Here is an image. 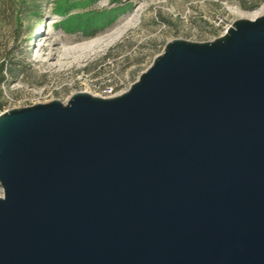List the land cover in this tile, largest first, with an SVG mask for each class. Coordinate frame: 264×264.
Instances as JSON below:
<instances>
[{
  "label": "water",
  "instance_id": "1",
  "mask_svg": "<svg viewBox=\"0 0 264 264\" xmlns=\"http://www.w3.org/2000/svg\"><path fill=\"white\" fill-rule=\"evenodd\" d=\"M0 190V264H264V15L0 115Z\"/></svg>",
  "mask_w": 264,
  "mask_h": 264
},
{
  "label": "rangeland",
  "instance_id": "2",
  "mask_svg": "<svg viewBox=\"0 0 264 264\" xmlns=\"http://www.w3.org/2000/svg\"><path fill=\"white\" fill-rule=\"evenodd\" d=\"M116 9L124 12L113 14ZM88 13L99 14L87 31L75 32L71 24H63ZM253 15H264L261 4L239 0H0V103L3 110H13L58 100L67 105L77 93L121 95L163 54L167 43L213 42L236 20ZM52 20L58 22L52 26ZM49 32L64 40L87 41L103 34L108 40L80 66L49 72L33 62L39 35L44 38Z\"/></svg>",
  "mask_w": 264,
  "mask_h": 264
},
{
  "label": "bare ground",
  "instance_id": "3",
  "mask_svg": "<svg viewBox=\"0 0 264 264\" xmlns=\"http://www.w3.org/2000/svg\"><path fill=\"white\" fill-rule=\"evenodd\" d=\"M241 18L254 20L259 18V16H243ZM56 22L58 20H52V26ZM42 36L39 35L35 43L34 47L37 55L33 58V62L40 64L49 72L70 71L80 66L84 61L98 53L108 40V35L104 34L96 35L87 41L69 38L64 40L58 38L56 35H51V32L44 36V38Z\"/></svg>",
  "mask_w": 264,
  "mask_h": 264
},
{
  "label": "trees",
  "instance_id": "4",
  "mask_svg": "<svg viewBox=\"0 0 264 264\" xmlns=\"http://www.w3.org/2000/svg\"><path fill=\"white\" fill-rule=\"evenodd\" d=\"M73 8H74V6L69 7L68 9L65 10L64 14H66V13L68 14L69 11ZM114 12H117V14H122V12H124V11L121 9H116V11H113V14H114ZM97 14H99V13H88V14H83V15L71 16V17H69V19L67 18L63 24H66V25L71 24L70 25L71 27L76 28L75 32L76 31L82 32V30L87 31L90 27H92V24L95 22V18L93 16H96ZM109 17H110V14H109ZM111 20L112 19L109 18L107 21H105V24H108ZM0 72L1 73L3 72V67H1ZM0 94H1V91H0ZM1 110H3V105L0 103V111Z\"/></svg>",
  "mask_w": 264,
  "mask_h": 264
},
{
  "label": "built area",
  "instance_id": "5",
  "mask_svg": "<svg viewBox=\"0 0 264 264\" xmlns=\"http://www.w3.org/2000/svg\"><path fill=\"white\" fill-rule=\"evenodd\" d=\"M239 1H242V2H245V3H248V4H250V5H256V4H261V6L264 8V0H239ZM228 31V30H227ZM227 31L224 33V34H226L227 33ZM223 36V35H222ZM8 111H10V110H1L0 111V115H2V114H4V113H6V112H8Z\"/></svg>",
  "mask_w": 264,
  "mask_h": 264
}]
</instances>
